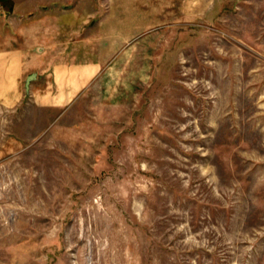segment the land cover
<instances>
[{
	"label": "rangeland",
	"instance_id": "obj_1",
	"mask_svg": "<svg viewBox=\"0 0 264 264\" xmlns=\"http://www.w3.org/2000/svg\"><path fill=\"white\" fill-rule=\"evenodd\" d=\"M54 7L78 23L48 45L101 68L63 113L30 75L0 104V264H264V0H0V18Z\"/></svg>",
	"mask_w": 264,
	"mask_h": 264
},
{
	"label": "crops",
	"instance_id": "obj_2",
	"mask_svg": "<svg viewBox=\"0 0 264 264\" xmlns=\"http://www.w3.org/2000/svg\"><path fill=\"white\" fill-rule=\"evenodd\" d=\"M54 11L40 16L33 23L30 18H13L9 26L0 18V25L16 31V21L23 24L18 28V38L0 46V104L16 107L21 104L23 94L21 83L24 77L35 73L37 79L32 87L34 106L52 114L63 113L91 84L101 66L94 62H68L58 57L55 48L48 42H58V34L69 36L71 27L78 18ZM63 30V31H62ZM60 31H62L60 33ZM34 36V38L32 37ZM32 42H39L40 53L35 51Z\"/></svg>",
	"mask_w": 264,
	"mask_h": 264
},
{
	"label": "water",
	"instance_id": "obj_3",
	"mask_svg": "<svg viewBox=\"0 0 264 264\" xmlns=\"http://www.w3.org/2000/svg\"><path fill=\"white\" fill-rule=\"evenodd\" d=\"M36 77H37L36 74H32V75H30V76L27 78V82H26L27 87H29V84L31 83V81L34 80Z\"/></svg>",
	"mask_w": 264,
	"mask_h": 264
}]
</instances>
